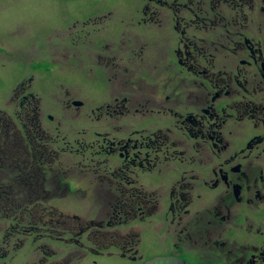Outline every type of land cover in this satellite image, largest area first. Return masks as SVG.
I'll use <instances>...</instances> for the list:
<instances>
[{"label": "flooded vegetation", "instance_id": "af4514ba", "mask_svg": "<svg viewBox=\"0 0 264 264\" xmlns=\"http://www.w3.org/2000/svg\"><path fill=\"white\" fill-rule=\"evenodd\" d=\"M38 2L41 7L34 14L16 17L12 15L16 0H0V31L15 40L0 43V49L49 51L51 61L61 68L99 69L96 75L92 69L85 75L109 82L114 92L91 109L93 116H99L91 126L101 127L104 134L89 126L75 129V136H83L72 143L67 136L61 138L68 118L56 122L41 107V97L31 91L34 77L14 90L13 113H0L11 121L22 144L23 136L32 135L49 148L50 162L64 164L60 172L68 183L82 178L90 181L84 189L97 186V195L104 200L102 210H120V215L136 212L127 229L113 227L117 223L107 221V216L102 230L120 237L131 232L140 236L131 228L135 221L160 233L174 248L143 260L138 248L115 241L112 247L119 251L115 256L141 264L161 257L166 264H264V0H137L128 9L84 19L72 16V0ZM124 21L136 29L174 30L176 61L196 78L194 90L188 91L196 96H187L193 111L180 115L179 125L176 120L170 128L137 130L129 124L141 102L117 89L129 90L127 73L141 83L131 64L138 53L145 55L146 46L143 35L127 34L132 27L122 25ZM193 65L196 73L188 69ZM121 83L126 85L120 88ZM132 87L136 94L143 90V84ZM64 94L63 101L53 96L56 108L61 113L75 109L82 117L86 103ZM147 94L141 105L150 110L172 112L178 105L166 90L158 95L150 88ZM46 118L53 128H46ZM188 148H193V155L186 160ZM174 163L179 178L162 206L161 192L138 186V176L162 174ZM63 188L71 192L70 186ZM138 190L145 193L139 203ZM119 193H129L124 205L110 202ZM95 229L86 228L92 239ZM99 237L86 245L92 252L103 240Z\"/></svg>", "mask_w": 264, "mask_h": 264}, {"label": "rangeland", "instance_id": "374dc122", "mask_svg": "<svg viewBox=\"0 0 264 264\" xmlns=\"http://www.w3.org/2000/svg\"><path fill=\"white\" fill-rule=\"evenodd\" d=\"M134 1H136V5L137 0H72V3L69 4V8L73 14L72 16L78 19H84L94 13L96 16L99 12L106 13L112 10L128 9L132 7ZM16 2L17 4L12 9V15L16 17L19 13L27 15L34 14L37 8L41 7L38 0H16ZM43 4L44 3H42V6ZM122 25H130L132 27L127 30V34L133 33L138 37L143 35L146 49L145 55H139L138 53L131 64L132 67L136 68L138 73L137 80L141 83L133 82L134 79L136 81V78H134V75L127 73L126 76H128V81L130 82L129 90L127 89L124 91L117 89V93L121 95L126 94L131 101H133L134 98H138L137 100H140L142 104L145 103L144 100L148 96L147 90L149 91L150 88L155 90L158 95H161V93L166 90L170 98L176 100L178 104L172 112L156 110L155 107V110H150L140 104L137 106L139 109L131 115L132 119L130 118L129 124H132V128L137 130H154L163 126L170 128L174 125L176 120H179V125V122L182 120L179 119L180 115H183L186 111H193L192 106L187 103V96H192V94L196 96L195 92H188L194 90L196 78L186 73V71L182 69L180 63L176 61L175 46L173 45L174 43H172L174 30L170 28L158 29L157 27H152V29L149 30L136 29L129 21H124ZM3 29L5 28L3 27ZM9 41L15 40L14 38L5 36L4 33L0 31V43ZM48 52L49 51L41 50L0 49V111L10 114L13 113V106L10 102L14 90L24 79L34 77L31 91L41 97V107L44 110L48 109L46 113L53 116L56 122H60L65 117L68 118L66 127H61V138L67 136V141L72 143L75 141V137L80 138L83 136H75L76 130L89 127L93 123L96 125L99 116L97 117V113L93 116L91 114V109H95L98 104L111 99L114 92L111 91V88L109 90V82L96 79V77H87L85 75L90 72V69H92L90 73L96 75L99 69L93 66L85 69H79V67L76 68V66H63L61 68L58 66L60 64L59 62L54 63L51 61ZM193 67L196 69V65H193L192 68ZM164 79L165 83H162L161 81ZM134 84H143V90L139 89L136 94L135 89L132 87ZM122 85H126V83L118 84L120 88ZM135 87L138 89L137 86ZM64 92L70 93L71 100H78L83 101L84 104L86 103L85 108L83 107V109H81L82 117H78V111L75 109L63 111L61 113L56 108V99L53 96H57L56 98H60L59 100L63 101L64 99L61 98ZM66 94L67 93L63 96L66 97ZM160 104L159 102L157 103L158 106ZM59 105L62 106L61 103ZM144 110H148V114L146 111L144 112ZM71 114L73 115L72 118L70 116ZM43 123L46 128L49 127V129L54 126V123L49 122L47 118ZM98 123L102 125V121ZM69 124L73 126L69 127ZM123 124L128 125V121L124 120ZM95 125L91 126L93 127L91 128L92 131L102 130L101 127L99 128ZM99 132L103 133V131ZM137 137H139V134ZM99 139L102 138L99 137L98 140ZM192 155L193 148H188L184 155L185 159L188 160ZM177 166L178 164L174 163L170 168L164 169L162 174H140L138 176V186H143L148 190H159L161 192L162 206L167 204V195L179 178L178 174L180 170L176 168ZM69 181L68 185L70 186L71 192L67 191V188L65 190L62 187L60 191L63 192L64 198H55L53 205L64 215L81 217L84 221V228L86 224L91 222L100 223L106 221L105 211L101 208L103 207L101 203H103L104 200L102 196H98L96 192L99 188L89 185L88 189H84V186H87V182L90 183V181H84L82 178H73ZM95 181L98 182V180L94 179L93 182ZM106 211L109 213L108 210ZM130 225H132L131 228L140 231L141 235L138 251L143 260L174 249L171 243L166 241L160 233H156L150 228L143 229L141 226H138L135 221ZM128 227L129 226L122 227L121 229L124 230ZM80 240L87 245L90 243L89 240L91 241L92 239L90 235L86 233ZM43 244H45L44 250L55 252L53 253L55 255L46 257L44 251L39 250L40 245L36 244L35 239L27 238L24 247L17 253H12V255L5 260V264H55L56 261L57 264H64L65 260L70 264H141L140 261H133L120 256L116 257L115 255H117L119 251L114 246L103 254H96L88 250L83 253L82 257L75 258L78 249L66 247V244L70 245L69 242L65 244L57 240L48 239L41 245ZM56 253L57 255L58 253H63L64 255L60 254V256L57 257ZM46 254H48V251ZM69 256L71 258H69ZM54 257H57V259H52ZM67 257L69 259H67ZM45 258L48 259V262ZM200 264L205 263L201 262Z\"/></svg>", "mask_w": 264, "mask_h": 264}, {"label": "trees", "instance_id": "16d2710c", "mask_svg": "<svg viewBox=\"0 0 264 264\" xmlns=\"http://www.w3.org/2000/svg\"><path fill=\"white\" fill-rule=\"evenodd\" d=\"M188 69L196 73L195 68ZM17 133L13 131L8 117L0 113V264H5V260L12 253L20 251L27 238H34L36 244L40 245L39 250H43L46 257L54 256L55 252L44 250L45 244H41L45 243V240L53 239L65 244L69 242L70 245L66 244V247L78 249L75 258H80L89 250L80 240L86 233L87 227L96 228L92 234L93 239L91 238L93 241L98 236L103 238L102 242L93 248L95 253L106 252L115 241H126L130 247L138 248L140 236L135 233L131 232L122 238L118 233L102 230L100 226L102 222H91L84 228L81 217H70L57 209L53 201L55 198H64V194L60 189L57 191L56 189L69 187L68 179L60 172L65 169L64 164L62 166L60 162H50L49 152H46L48 147L41 140L39 142L34 136L27 135V137L23 136L22 144ZM139 190L136 192L138 203L145 197V193ZM127 195L129 193L115 194L110 202L124 205L127 203L125 200ZM126 211L130 213L120 215V210L112 209L109 213L105 211V219L108 216L107 221L117 223V225L113 224V227L127 226L136 212ZM99 228L100 230L97 231ZM60 254L63 253L58 255L56 253L57 257ZM45 260L48 262V259ZM64 264L70 263L65 260Z\"/></svg>", "mask_w": 264, "mask_h": 264}, {"label": "water", "instance_id": "95a60500", "mask_svg": "<svg viewBox=\"0 0 264 264\" xmlns=\"http://www.w3.org/2000/svg\"><path fill=\"white\" fill-rule=\"evenodd\" d=\"M76 104H81L79 102H77ZM156 263H162V264H166V259L165 258H156V259H153L151 261H147L145 264H156Z\"/></svg>", "mask_w": 264, "mask_h": 264}]
</instances>
